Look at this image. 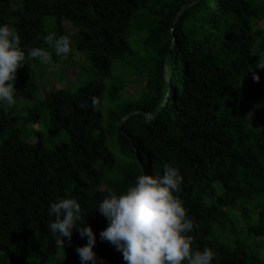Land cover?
Listing matches in <instances>:
<instances>
[{
    "label": "trees",
    "instance_id": "trees-1",
    "mask_svg": "<svg viewBox=\"0 0 264 264\" xmlns=\"http://www.w3.org/2000/svg\"><path fill=\"white\" fill-rule=\"evenodd\" d=\"M150 2L0 0V24L14 25L22 46L39 47L49 56L56 54L44 37L66 34L70 24L77 29L73 46L107 77L113 64L131 52V22ZM158 5L142 18L136 52L141 60L124 64L136 66L140 76L146 70L149 75L138 99L128 101L133 107L113 115L124 121L118 127L119 156L107 144L98 108L106 92L102 83L45 93L27 115L15 105L0 106V264H52L60 251L65 264H82L77 248L87 238L76 230L63 249L49 229L54 220L49 205L61 197L81 203V223L96 232L102 264H127L121 251L100 239L108 220L98 205L111 192L126 191L141 174L162 176L167 164L179 167L185 178L179 195L195 221L193 247L213 248L214 264H253L245 243L231 246L221 239L231 232L264 240V69L255 70L259 82L251 72L264 52V0H168ZM47 18L54 19L50 28ZM32 62L41 60L26 58L18 71L17 101L32 102L38 92ZM124 87L112 88L113 101L122 100ZM41 107L48 109L53 134L65 130L68 135L53 149L21 137L20 122H38ZM250 118L260 119V125H251Z\"/></svg>",
    "mask_w": 264,
    "mask_h": 264
},
{
    "label": "clouds",
    "instance_id": "clouds-1",
    "mask_svg": "<svg viewBox=\"0 0 264 264\" xmlns=\"http://www.w3.org/2000/svg\"><path fill=\"white\" fill-rule=\"evenodd\" d=\"M44 39L57 57H66L72 52L70 35L50 32ZM47 55L39 47L22 46L20 31L14 25L0 24V106L17 103L18 71L26 58H39L43 62ZM256 69H264V55L251 71L259 82L261 77ZM184 179L179 167L167 164L162 176L141 174L126 191L119 194L113 191L105 196L97 208L108 220L100 239L121 251L127 264H214L217 254L213 248L193 247L191 233L195 221L179 195ZM48 212L54 217L49 229L57 247L65 249L78 230L88 240L86 245L77 248L82 264H102V258L95 251L97 234L91 224L81 223L83 210L76 198L61 197L52 201Z\"/></svg>",
    "mask_w": 264,
    "mask_h": 264
},
{
    "label": "rangeland",
    "instance_id": "rangeland-1",
    "mask_svg": "<svg viewBox=\"0 0 264 264\" xmlns=\"http://www.w3.org/2000/svg\"><path fill=\"white\" fill-rule=\"evenodd\" d=\"M160 1L166 2L168 0H151L148 7L142 8L132 20L130 27L131 52L113 64L112 73L107 77L99 75L92 69L90 62L87 60L86 53L78 52L76 50V45L73 46L72 52L66 57L48 55L49 57H45L43 62H32V66L37 73V83L39 85L38 92L32 102L23 99L17 101L15 104L17 112L22 115H27L30 109L41 104L45 93H51L56 90H69L76 92L80 87L87 83H102L106 88V92L102 102L98 105V108L102 111L104 117L103 129L107 132V144L113 152L119 156L120 149L116 141H118V127L123 120L118 122L113 115L114 113L121 114L122 110L126 107H133V104L128 101L138 99L140 94L145 89V81L149 75L148 70H146L143 75L140 76L137 73V69L135 68L136 66L131 68L132 66L130 67L125 65L124 67V64L128 61L132 62V58L134 61H137V59L141 60L140 56L136 55V52L139 50L138 45H140V42L142 41V36L139 30V28H142L144 24L142 22V18L161 6L158 5V2ZM53 21V18H47L45 20V26L50 28ZM76 31L77 29L75 27L70 24H66L65 33L71 36L72 42H74L73 34H75ZM132 52L135 54L132 55ZM262 55H264V52ZM121 85L125 87L120 94V98L125 101H113L111 98V90L114 86ZM47 110L48 109L46 107H41L39 109L40 115L38 122H31L29 124L23 123V121L20 122L22 124L21 137L29 143H36L41 140L50 149H53L62 142L67 141L68 135L65 130L53 134L52 124ZM249 123L258 127L261 121L260 119L252 120L250 118ZM1 144L2 141H0V146ZM217 192H222L220 186L217 187ZM213 198L214 197H210L208 201H211ZM252 203L253 202H251V205L254 206L255 204ZM239 211L240 210H238V208L235 209L236 214H239ZM242 222L243 220L239 219L238 226L240 228L244 227ZM253 222L257 223L258 217H254ZM221 240L231 246H234L236 242L240 240V243H245L247 251L253 254V257L251 258L253 264H264V240L261 237L249 235L246 238L245 234H243L240 238H237L229 232L225 234ZM52 264H65L62 251H60L57 260H55Z\"/></svg>",
    "mask_w": 264,
    "mask_h": 264
},
{
    "label": "water",
    "instance_id": "water-1",
    "mask_svg": "<svg viewBox=\"0 0 264 264\" xmlns=\"http://www.w3.org/2000/svg\"><path fill=\"white\" fill-rule=\"evenodd\" d=\"M192 5H193V4H190V5L186 6V7H184V8H183V9L177 14L175 21L177 20V18L181 15V13H182L183 11H185V10L188 9V8H190ZM176 44H177V40L175 39V41H174V43L172 44L171 49H170V51H169V55H170L172 49L175 47ZM169 55L167 56V59L169 58ZM168 81H169V83H170V80H169V79H168ZM167 99H168V97H166V99H165L164 102L162 103L160 109H159L158 112L154 115L153 118H155V117L158 115V113L162 110V107H163V105L165 104V102L167 101ZM138 113H141V114H144V115L147 116V114L144 113V112H142V111H140V112H138ZM148 120L151 121L152 118H151V119H148ZM123 122H124V121L121 122L120 127L123 126Z\"/></svg>",
    "mask_w": 264,
    "mask_h": 264
}]
</instances>
